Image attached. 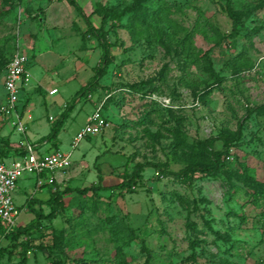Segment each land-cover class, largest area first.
<instances>
[{
    "label": "rangeland",
    "instance_id": "1",
    "mask_svg": "<svg viewBox=\"0 0 264 264\" xmlns=\"http://www.w3.org/2000/svg\"><path fill=\"white\" fill-rule=\"evenodd\" d=\"M75 1L99 26L105 9L119 11L133 0ZM251 1L230 0L228 8L222 0H166L169 20L183 28L171 39L159 4L144 0L141 12L154 10L148 18L125 13L115 26L106 23L110 62L93 81L100 42L67 0H0L2 57L25 53L36 78L30 85L40 88L26 89L29 103H35L26 135L31 141L46 137L41 149L53 151L47 135L58 111L70 108L53 146L71 151L74 161L61 187L71 190L53 207L41 205L44 214L54 209L55 217L42 218L40 231L16 241L31 246L25 263L21 246L0 235V264H55L42 250L52 244L54 230L62 232V264H264V200L250 201L230 175L245 164L255 178L264 176V6L244 18V4ZM231 13L238 18L237 33L228 37ZM50 87L58 93L48 95ZM84 87L92 90L91 99L75 97ZM100 103L109 126L72 149L74 136ZM221 128H239L238 139L229 146L220 139L203 143ZM13 129L3 126L0 134L17 141L22 133ZM211 152L220 162L214 170L178 173L190 165L212 166ZM127 158L128 172L137 162L159 164L160 170L144 167L131 191L92 195L74 189L100 184L99 174L103 186L119 183ZM34 183V174L18 180L16 225L33 217L31 196H46ZM233 184L240 190L233 193ZM120 222L132 229L131 238L117 231Z\"/></svg>",
    "mask_w": 264,
    "mask_h": 264
},
{
    "label": "trees",
    "instance_id": "2",
    "mask_svg": "<svg viewBox=\"0 0 264 264\" xmlns=\"http://www.w3.org/2000/svg\"><path fill=\"white\" fill-rule=\"evenodd\" d=\"M5 1H9V0H5ZM143 1L144 0H133L131 4L125 6L123 9L119 11L113 8L105 9L104 12L100 15V25L94 26L89 21V19L87 18L88 16L84 14L82 8L77 4L75 0H67V2L70 5H72L76 9V11L86 19L87 33L95 37L100 42V46L102 49L101 56H100V64L99 66H96L93 68V71H94V74L92 76L93 81H96L102 75L105 74V72L108 69V64L110 62L109 44L104 42V38L106 34V30H105L106 23L107 22L110 23L109 27L115 26L116 23L124 16L125 13H132V14L134 13L138 15V17L141 20L142 18L144 19L148 18L149 15L152 14L154 10L151 8H146V12L142 13L141 10L144 9ZM145 1H148V0H145ZM222 1L226 3V6L228 8L230 7V0H222ZM156 2L160 6L158 10L159 11L158 16L160 20L167 25V29L171 31L169 36L171 39H173L175 38V35H177L179 31L181 32L183 31V28L181 26L177 27L175 24H173L169 20L167 16L168 8H167L166 0H156ZM263 6H264V0H252L251 2H246L244 4V13H243L244 18L249 17V15L255 9H261ZM230 16L232 17V32L228 35V37L233 36L237 33L236 27L238 24V18L235 17L233 13H231ZM141 20H138L140 24L143 23V21ZM131 33H133L134 35V32H131ZM186 38L187 36H185L182 41H184ZM11 56L5 59L2 57V53L0 52V77L1 78L4 73L6 64ZM214 76L216 77L215 80H217L216 81V84H217L220 81L219 80L220 77H218L216 74H214ZM120 89L126 90L127 92L131 91L129 90V88L125 89L121 87ZM150 94L151 92H140V97H147V96L149 97ZM88 95H92V90H89L87 87H84V88H81L76 93L75 97L79 98L80 96H84L86 99H89L87 97ZM111 97L112 95L110 94V96L106 98L105 101L107 99H110ZM69 111H70V108L65 107L60 117L52 125L50 133L47 135V137L50 139V141H52L53 144H55L57 135L66 117L69 115ZM239 134H240L239 128L236 131H232L228 128H221V130L218 131L216 136H210L209 138L205 139L203 143L209 146L213 140L220 139L223 141L224 145L229 146V144L233 143L235 140L238 139ZM91 137L93 136H90L88 138H91ZM210 155L212 157V166L203 167L199 164L190 165V167L185 168L178 173L179 174L182 173L183 175L187 176L188 174H192L194 173V171H197V170H208V169L210 171L214 170L220 164L219 158L214 152H211ZM227 158L228 156H226V159ZM129 160H130L129 158L126 159V162L124 164L125 170L123 173V177L119 183L115 185H110V186H103L101 185L102 176L99 174L98 182L100 184L91 183L90 185L83 186V187H76L74 189L81 194H86L88 192H91L92 195H97V192L103 189H109V190L121 189V190L131 191L132 187H134L138 183V181L141 179V170L144 167L153 166L160 170L159 164H153L149 162L147 163L137 162L133 165L132 170L128 172L127 166H128ZM227 163L228 162L225 161V162H222L221 165L224 166ZM238 165L239 167H237V170H235V172H231L230 175L234 177L235 181L241 183L242 186L247 189V193L251 197L250 201L256 202L257 200H264V176L261 178H255L250 173V169L247 167V165L245 164H238ZM45 185H48V184H45ZM240 188H241L240 184H233V193L240 190ZM70 190L71 188L69 187L65 188L64 190H55L51 192L47 198H35L31 196L27 201V205H28L29 211L33 214V217L24 225H15L12 228L7 230L4 223L0 221V235H2L5 239L11 242H15V246L20 245L22 248L23 257H22L21 263H25L26 253L31 249V246L28 245L27 242L17 243L16 241L18 240V237L20 235H25L27 238H29L34 232L40 231L42 218L51 219L52 217H55L54 209H52L48 214H44L41 208V205L44 204V205L53 207V205H56V203L59 201L62 194ZM180 199H183V198L180 196ZM242 219L244 220V217ZM116 229L117 231L122 233L124 236L129 237V238L132 237V233H133L132 229L128 228L122 222L116 224ZM61 245H62V232L59 230H54L52 234V244L50 245V247L48 249L45 247H42V250L44 252L46 251L45 253H47L48 256L52 257L56 261L55 264H62L61 257H60V251H62L60 249ZM0 253H1V250H0ZM120 264H124V263L120 262Z\"/></svg>",
    "mask_w": 264,
    "mask_h": 264
},
{
    "label": "built area",
    "instance_id": "3",
    "mask_svg": "<svg viewBox=\"0 0 264 264\" xmlns=\"http://www.w3.org/2000/svg\"><path fill=\"white\" fill-rule=\"evenodd\" d=\"M28 62L29 58L25 53L15 52L9 58L1 78L5 98L0 104V124L3 121H10L14 129L20 133H24L26 129L18 105L21 88L31 77L27 69ZM56 91L53 88L48 93L54 94ZM87 97L91 99L92 95ZM102 110V103L94 108L85 125L74 136L72 149L84 138L95 136L109 126ZM21 148L23 154L10 164L4 163L0 157V221L7 230L16 225L18 209L14 203L13 192L18 180L25 174H34L36 187L52 184L56 180L55 173L67 169L72 162L71 151L55 150L39 155L36 150L37 144L29 141H22Z\"/></svg>",
    "mask_w": 264,
    "mask_h": 264
},
{
    "label": "crops",
    "instance_id": "4",
    "mask_svg": "<svg viewBox=\"0 0 264 264\" xmlns=\"http://www.w3.org/2000/svg\"><path fill=\"white\" fill-rule=\"evenodd\" d=\"M27 69L31 75L30 81H31V79H34L36 81V78L33 77V74L31 73L30 69L28 67H27ZM30 81L26 85L22 86L21 91H20L19 105H18L19 109H20L21 118L25 122V124H27L28 120L32 119L33 116H32L31 110L35 106V103H29V100H30V96H29L30 94L29 93L30 92H28L27 90H30L33 87L34 91L40 92V88H38L37 85H34L35 84L34 82H33V85L32 84L30 85V83H31ZM53 88H55L57 90L56 87H50L49 89H47L46 92L48 93L49 90H51ZM1 89L3 90L2 79H1ZM25 91H27V92H25ZM57 93H58V90L56 91V93H54V94L48 93V95L53 96ZM3 96H5L4 91H2V95H0V104L3 102ZM63 110L64 109H60L58 111L59 117H60L61 113L63 112ZM50 117L52 119H50ZM54 119H55L54 116H51V115L48 116V120L54 121ZM9 125L13 128L10 121H3L0 124V128L2 129L3 126L7 127ZM26 130H27V128L25 129V132L21 134L23 136L20 135V138L17 141L11 140V136L9 134H6V133L0 134V143H1L0 155L2 157V160L6 164H10L12 161L16 160L17 158H19L23 154L22 148H21V142L22 141H29V142L36 143L37 144L36 150H37L39 155H44V154H48L50 152H53L55 150H59L58 148L54 147L53 145H52L53 151H50V150L48 151V149L46 151L42 150L41 149V143L42 142L44 143L47 140V138L42 136V137L36 138L38 140L31 141V139H29L28 136L26 135V132H27ZM57 138H58V135H57ZM73 162L74 161L72 159L71 165L67 169L62 170V171H57L55 173L56 180L52 184L44 185V186L39 187V188L34 185V190L37 192H44L46 194V196L43 198H47L50 195V193L55 191V190H61V187L66 186V181L71 178V175L67 172V170L71 168L72 164H74ZM32 197L38 198L36 196H32Z\"/></svg>",
    "mask_w": 264,
    "mask_h": 264
}]
</instances>
